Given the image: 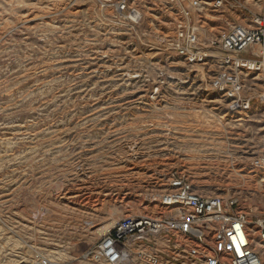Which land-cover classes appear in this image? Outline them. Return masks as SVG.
<instances>
[{
    "label": "rangeland",
    "instance_id": "rangeland-1",
    "mask_svg": "<svg viewBox=\"0 0 264 264\" xmlns=\"http://www.w3.org/2000/svg\"><path fill=\"white\" fill-rule=\"evenodd\" d=\"M149 40L134 52L97 0H0V264H89L120 220L160 213L148 196L168 173L264 219V69L221 101L199 91L207 69L155 68ZM243 56L264 64V45ZM160 76L166 97L148 100Z\"/></svg>",
    "mask_w": 264,
    "mask_h": 264
},
{
    "label": "built area",
    "instance_id": "built-area-1",
    "mask_svg": "<svg viewBox=\"0 0 264 264\" xmlns=\"http://www.w3.org/2000/svg\"><path fill=\"white\" fill-rule=\"evenodd\" d=\"M110 7L131 35L134 52L143 44L162 54L155 68L179 66L208 70L198 79L199 91L221 101L241 103L246 75L264 64L243 56L264 45V15L251 5L262 0H97ZM214 18V19H213ZM224 29L216 33L218 25ZM211 29L208 41L202 34ZM161 75V74H160ZM184 77L178 83L184 82ZM189 80V79H188ZM187 80V81H188ZM167 80L159 77L145 94L166 97ZM223 103V102H222ZM221 103V104H222ZM253 168L264 175V158ZM157 215L128 216L89 251V264H264V219H250L235 197L202 194L180 173L161 176L148 196ZM40 264H60L44 259Z\"/></svg>",
    "mask_w": 264,
    "mask_h": 264
},
{
    "label": "bare ground",
    "instance_id": "bare-ground-1",
    "mask_svg": "<svg viewBox=\"0 0 264 264\" xmlns=\"http://www.w3.org/2000/svg\"><path fill=\"white\" fill-rule=\"evenodd\" d=\"M33 19V18H32ZM204 36V33L202 34V37ZM114 223H112V224H110V225H108V226H106V227H103L99 232H101V233H104L107 229H110V228H108L109 226H112Z\"/></svg>",
    "mask_w": 264,
    "mask_h": 264
}]
</instances>
